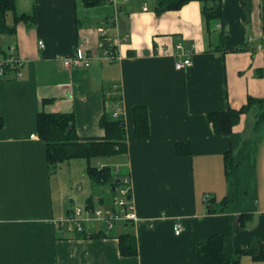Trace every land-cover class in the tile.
Masks as SVG:
<instances>
[{"label": "crops", "instance_id": "crops-1", "mask_svg": "<svg viewBox=\"0 0 264 264\" xmlns=\"http://www.w3.org/2000/svg\"><path fill=\"white\" fill-rule=\"evenodd\" d=\"M156 3L16 0V13L34 20L0 33V52L13 48L23 60L0 77V264H198L199 243L214 233L225 236L228 253L264 244L262 106L253 102L228 133L209 118L240 110L250 97L264 100V0H209L219 17H206L201 0L161 14ZM82 44L90 64L65 65ZM187 50L192 64L177 69ZM115 104L127 151L114 155L123 157L112 170L130 176L139 219L118 221L108 233L101 221L86 235L69 231L57 221L74 206L114 205L109 185L95 193L100 183L90 175V166L110 164L50 163L38 114L73 113L79 138H100V119ZM137 106L148 111L144 138L136 134ZM178 144L190 152L179 154ZM124 233L136 237V254H122ZM240 264L264 258L243 253Z\"/></svg>", "mask_w": 264, "mask_h": 264}, {"label": "trees", "instance_id": "trees-1", "mask_svg": "<svg viewBox=\"0 0 264 264\" xmlns=\"http://www.w3.org/2000/svg\"><path fill=\"white\" fill-rule=\"evenodd\" d=\"M155 10L158 14L167 10L180 9L191 0H156ZM204 2L203 12L206 17H219L220 8L210 7L209 0ZM86 6L102 4L104 0H83ZM13 14L12 23L8 22V15ZM22 20H34L33 15L16 13V0H0V33L13 34L16 25ZM264 20V5H263ZM264 29V26H263ZM253 102H260V122L264 120V100L250 97L248 104L240 110L229 109L227 111L210 113L209 118L218 132L228 133L233 125L238 122L240 115ZM136 134L140 138L149 135L148 111L145 106H137L134 111ZM101 126L105 129L103 137L81 139L75 130V116L73 113L40 111L37 118L38 133L46 142V157L50 163H59L72 158H86L89 162L92 158H108L127 151V131L122 117L114 118L112 111L106 112L100 119ZM4 120L0 117V129ZM71 126V127H70ZM71 128V129H70ZM179 154H188L189 147L186 144H178ZM232 153L226 154V170H232ZM90 175L96 183L111 186L113 197L116 196L115 188L119 184L121 174H115L111 165L102 167L90 166ZM112 197V200H113ZM92 205V204H91ZM94 206V205H92ZM85 234V232H81ZM120 249L124 255H133L138 251L137 240L131 233L120 235ZM243 253H250L254 258H264V244L259 247L250 246L233 253L226 251V238L221 233L208 236L198 245V264H240Z\"/></svg>", "mask_w": 264, "mask_h": 264}, {"label": "built area", "instance_id": "built-area-1", "mask_svg": "<svg viewBox=\"0 0 264 264\" xmlns=\"http://www.w3.org/2000/svg\"><path fill=\"white\" fill-rule=\"evenodd\" d=\"M144 9H147V6H144ZM117 14V10H116ZM40 46H45L44 41H39ZM179 48H182V44H178ZM89 49L84 47L83 44L79 47L77 53L72 56L64 59V64L72 67L74 66H88L90 64L89 58L90 53ZM189 50L186 51V57L178 59L175 62V67L177 69H182L186 66L192 64L191 56ZM107 57L110 60L115 59L117 56L114 52H109ZM23 60L16 53V50L13 48L9 50L8 54H3L0 52V77L4 76L8 69L17 68L19 69L22 65ZM20 75V70L17 71ZM112 116L114 118L121 117V108L118 104L113 105L111 109ZM102 167V166H101ZM131 178L129 175L124 174L119 179V184L115 188L116 190V199L112 207H96L88 204L86 206H74L72 210L63 218L57 221L58 225H67L69 231L73 232H85L89 233L91 226H93L97 221H101L105 224V233H108L112 230L115 224L121 220H138L139 217L134 208L132 200V185ZM210 197L209 194L205 196V200H208ZM174 229L176 234H180L183 230V225L181 222L174 224Z\"/></svg>", "mask_w": 264, "mask_h": 264}, {"label": "rangeland", "instance_id": "rangeland-1", "mask_svg": "<svg viewBox=\"0 0 264 264\" xmlns=\"http://www.w3.org/2000/svg\"><path fill=\"white\" fill-rule=\"evenodd\" d=\"M123 157V155H120V156H114V157H110V158H101L100 160L101 161H103V162H107V163H109L110 165H111V167H113V168H115L116 166H115V164H116V162H119V161H117V160H119L120 158H122ZM97 161H99L98 159H92V164L93 165H95L96 163H97ZM120 168V167H119ZM86 185V184H85ZM87 186H88V184H87ZM106 187L108 186V185H105ZM109 188L108 189H106L107 190V193L108 192H110V195H112V189H111V186L109 185L108 186ZM101 188H102V185L100 184V185H98V186H96L95 187V190H96V192L95 193H97V192H99L100 190H101ZM116 196H117V194H116ZM116 196H115V199H116ZM115 201V200H114ZM95 202L96 203H98V201H97V198H96V200H95Z\"/></svg>", "mask_w": 264, "mask_h": 264}, {"label": "water", "instance_id": "water-1", "mask_svg": "<svg viewBox=\"0 0 264 264\" xmlns=\"http://www.w3.org/2000/svg\"><path fill=\"white\" fill-rule=\"evenodd\" d=\"M71 127V126H70ZM71 129V128H70Z\"/></svg>", "mask_w": 264, "mask_h": 264}]
</instances>
